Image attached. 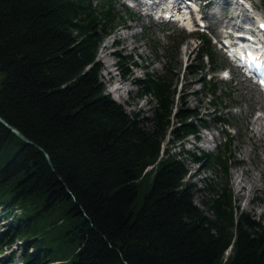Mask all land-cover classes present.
<instances>
[{"label": "trees", "instance_id": "16d2710c", "mask_svg": "<svg viewBox=\"0 0 264 264\" xmlns=\"http://www.w3.org/2000/svg\"><path fill=\"white\" fill-rule=\"evenodd\" d=\"M127 12L114 0H0V115L33 141L0 119V207L13 219L0 233V264L17 253L1 256L17 237L24 239L22 264H264V222L234 205V137L219 101L211 100L224 148L199 152L184 142L199 139L207 119L187 104L175 109L164 75L135 79L139 95L157 97L152 115L129 112L106 90L99 45ZM199 36L194 71L205 56L215 63L211 38ZM208 88L216 95L215 82ZM168 132L179 151L163 148ZM186 154L223 167L224 183L208 184L214 194L203 200L207 208L195 200L203 187L186 179ZM54 211L52 218L60 216L45 222L46 232L59 227L52 239L73 244L68 256L37 232Z\"/></svg>", "mask_w": 264, "mask_h": 264}, {"label": "rangeland", "instance_id": "374dc122", "mask_svg": "<svg viewBox=\"0 0 264 264\" xmlns=\"http://www.w3.org/2000/svg\"><path fill=\"white\" fill-rule=\"evenodd\" d=\"M114 2L115 8L120 12H125L128 8L131 13L124 24L118 25L111 34L104 35L99 45L98 58L102 62L101 78L106 90L122 102L129 112L137 110L143 115H152L154 107L158 104L157 97L153 93L139 95L140 88L135 79L147 77L148 72L156 77L164 75L170 83L172 105L175 109L187 104L197 108L200 115L207 119L209 126L200 127L201 139L196 141L192 135H189L184 142V148L199 152L203 149L218 153L224 148L222 135L218 130L220 124H216L213 119L215 111L211 100L219 101V108L229 120V129L234 137L231 149L235 155L230 164L229 185L233 191L234 205L240 211H247L264 222V98L260 95L261 91L235 70L232 71L231 78L222 74L218 68H224L227 61L214 38L216 32L220 33L224 27L238 26L236 23L242 18L239 14L243 9L236 4L232 8L233 4L229 0H216L207 5L205 0L196 1L200 10L207 14L210 28L203 29L202 33H206L211 38L215 63L205 56L204 68L194 71L203 50L200 32L189 33L186 29L178 27L175 22L155 21L151 16L143 15L144 8L138 0H114ZM250 2L254 8H257L258 16L264 17V0H250ZM246 4L248 5V2ZM252 9L246 8L244 13L255 15ZM243 18L247 19V16L244 15ZM130 32L134 33L127 36ZM121 55L124 56L123 60L121 59L122 63L128 66L130 72L128 76L122 74L119 66ZM131 59H136L137 65ZM190 63L193 64L192 69L188 68ZM214 65L218 68L216 67L212 72ZM203 73H206L207 78H211V83L208 85L202 82ZM212 82L217 84L216 95L210 93L208 88ZM114 88L119 91L116 92ZM177 121L174 115L172 122L175 124ZM172 139L173 135L168 132L163 148L169 146L171 151H179L181 142L179 140L173 142ZM184 156L189 168L186 179L193 181L198 187H203V190L195 191V200L202 208H207L203 200L209 199L214 194L211 186L217 188L225 181L223 167L219 162L209 166L205 162L204 155L202 162L194 160L188 154ZM208 184L211 186L208 187ZM27 204L24 209H27L31 201ZM24 209H19L17 213ZM209 213L211 214L212 211L209 210ZM57 214L58 211H54L47 214L46 218L40 219L37 232L46 236L50 245L57 248L56 253L63 257L70 255L73 244L62 237L52 239L53 236H61L59 227L46 232L50 224L45 222L56 219L60 215L52 217ZM4 215L0 207L1 234L13 224V219L5 218ZM23 249L24 239L17 237L10 247L4 248L1 256L4 254L5 257L2 259L8 257L12 250H16L17 253L9 264H22ZM30 249H33L32 246Z\"/></svg>", "mask_w": 264, "mask_h": 264}, {"label": "water", "instance_id": "95a60500", "mask_svg": "<svg viewBox=\"0 0 264 264\" xmlns=\"http://www.w3.org/2000/svg\"><path fill=\"white\" fill-rule=\"evenodd\" d=\"M0 119L8 126L10 127L11 129H13L18 135H20L23 139H25L27 142L29 143H33V141L28 137L26 136L21 130H19L16 126L12 125L10 122H8L5 118H3L1 115H0ZM47 156L48 158L50 159V155L49 153L47 152Z\"/></svg>", "mask_w": 264, "mask_h": 264}, {"label": "bare ground", "instance_id": "6f19581e", "mask_svg": "<svg viewBox=\"0 0 264 264\" xmlns=\"http://www.w3.org/2000/svg\"><path fill=\"white\" fill-rule=\"evenodd\" d=\"M153 1V0H152ZM186 1V0H185ZM194 1H198V0H194ZM214 1H216V0H205V2H206V5L208 4V3H213ZM229 1H231L232 3H236V0H229ZM234 1V2H233ZM223 3V2H222ZM237 4H240L239 2H237ZM230 5H232V4H230ZM241 5V4H240ZM224 7V6H223ZM218 8V7H217ZM246 10V8H244L243 7V10L241 11V13L243 14V16L245 15V16H247V12L246 13H244V11ZM219 12V11H218ZM212 14H214V13H212ZM190 21H188V23H189ZM221 25V24H220ZM134 32H130L129 34H127V36H129L130 34H133ZM126 36V35H125ZM121 88V87H120ZM115 90H116V92H117V88H114ZM114 90V91H115ZM119 91V90H118ZM119 93H117V95H118ZM260 95L264 98V93H261L260 92Z\"/></svg>", "mask_w": 264, "mask_h": 264}, {"label": "snow or ice", "instance_id": "6c2138e0", "mask_svg": "<svg viewBox=\"0 0 264 264\" xmlns=\"http://www.w3.org/2000/svg\"><path fill=\"white\" fill-rule=\"evenodd\" d=\"M225 75H227V74H225Z\"/></svg>", "mask_w": 264, "mask_h": 264}]
</instances>
